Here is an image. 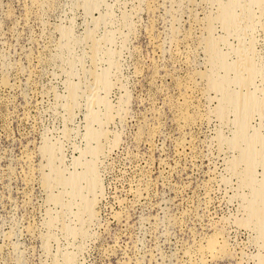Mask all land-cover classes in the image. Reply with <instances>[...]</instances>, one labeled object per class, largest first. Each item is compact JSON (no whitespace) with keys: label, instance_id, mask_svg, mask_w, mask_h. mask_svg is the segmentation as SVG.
<instances>
[{"label":"rangeland","instance_id":"1","mask_svg":"<svg viewBox=\"0 0 264 264\" xmlns=\"http://www.w3.org/2000/svg\"><path fill=\"white\" fill-rule=\"evenodd\" d=\"M0 264H264V0H0Z\"/></svg>","mask_w":264,"mask_h":264},{"label":"bare ground","instance_id":"2","mask_svg":"<svg viewBox=\"0 0 264 264\" xmlns=\"http://www.w3.org/2000/svg\"><path fill=\"white\" fill-rule=\"evenodd\" d=\"M248 86V85H247ZM95 134V133H94ZM97 180V179H96ZM60 182V181H59ZM261 214V213H260ZM254 224V223H253Z\"/></svg>","mask_w":264,"mask_h":264}]
</instances>
